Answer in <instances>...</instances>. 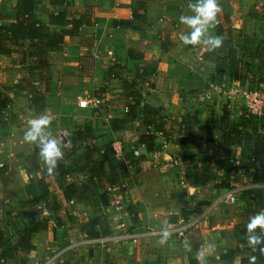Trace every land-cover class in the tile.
Wrapping results in <instances>:
<instances>
[{"label":"crops","instance_id":"obj_1","mask_svg":"<svg viewBox=\"0 0 264 264\" xmlns=\"http://www.w3.org/2000/svg\"><path fill=\"white\" fill-rule=\"evenodd\" d=\"M19 1L0 0V26L15 21ZM217 2L220 11L215 27L209 29L210 35L223 38L232 29L250 36L253 48L264 47V0ZM188 3L189 0H34L33 19L47 24L52 31L70 28V24H49L50 15L60 12H65L67 19L83 15L93 21L92 25H82L76 35L65 36L58 48L49 51L48 85L52 90L46 99L48 106H52L37 116L50 119L47 132L52 137L64 136L62 142L66 140L71 146L75 143L78 149L94 148L95 156H102L106 170L109 166L118 170L120 183L108 189L106 206L101 203L99 190L88 200L66 201L62 186L42 161L37 167L28 164L30 179L22 189L13 187L9 195L0 191V216L2 197L7 196L6 202L15 205V200L29 199L28 191L34 190L33 196H39L42 188L38 181L49 174L47 181L51 182L57 209L54 218H49V228L33 235V250H18L8 259H0V264H42L54 254L56 257L48 264H240V259L247 255L236 253L232 261L220 259V254L237 245L236 227L247 218V204L237 214V222L233 218L224 223L216 209L212 212L214 224L202 206L217 201L229 188H216L214 183L227 180L229 184H239L243 175L253 172L251 149L243 145L233 146L227 164L217 165L222 153L221 113L227 110L235 121L243 112V100L233 96L231 90L235 86H252L248 77L233 81L225 63L223 71L218 72V62L202 58L206 49L203 43H182L180 37L189 29L179 22V17L193 15ZM16 46L8 47L9 54L0 53V95L10 98L7 122L0 125V167L6 168L5 181L0 178L2 185L11 184L10 170L16 168V161L24 165L25 157L31 155L35 146L24 140L27 123L18 122L24 121L25 113L20 111L21 94L17 89L22 83L20 74L31 66L24 55L26 47L30 51L31 46ZM33 83L37 85L38 81ZM137 91L141 103L172 117L165 125L170 131L167 136L158 132L156 124H143L139 112L122 129H111V118L124 115L133 100L128 94ZM81 97H98L100 104L95 110L79 108L77 100ZM25 109L31 114L29 102ZM13 120L20 126L13 128ZM146 132L157 135L152 151L137 142L139 133ZM78 136L83 141L79 142ZM116 140L123 144L120 156L111 152V144ZM135 149L139 151L138 157L144 159L130 165L137 158L133 155ZM71 158L69 155L66 162ZM74 163L73 167L79 166ZM119 164L125 167L124 172H120ZM206 165L215 179L196 184L195 172L200 175ZM81 174L82 180L77 182L71 175L66 183L86 181L87 177ZM249 181L240 185L264 189L259 187L264 183L253 181L252 175ZM117 198L122 201L118 209L113 206ZM30 211L21 209L20 213L27 217L25 212ZM94 218L99 221L95 226L91 224ZM180 221H194L181 237L164 239L141 234L136 245L118 240L103 246L93 242L101 235L114 236L122 228L142 232L147 228L164 229ZM0 228L5 229L1 224ZM102 229L108 233L102 234ZM95 232L99 234L93 235ZM11 239L16 241V237ZM129 245L136 249L131 250ZM200 252L202 260L197 259Z\"/></svg>","mask_w":264,"mask_h":264},{"label":"trees","instance_id":"obj_2","mask_svg":"<svg viewBox=\"0 0 264 264\" xmlns=\"http://www.w3.org/2000/svg\"><path fill=\"white\" fill-rule=\"evenodd\" d=\"M53 2V0H52ZM34 5V0H20L18 5V10L15 15V21L11 22L7 26H0V53L11 52L8 49L11 45H16V47L22 46L27 43L30 47V51L26 47V54L28 62L31 66L28 67V72L31 74L33 71H37V76L40 73H44L45 82H49V61L48 53L55 48H58L60 44L63 43L65 36L76 35L79 28L82 25H92L93 21L85 18V16L80 15L79 17L72 16L67 19V14L65 12H60L58 14L50 15L49 24H70V28H63L58 31H52L49 26L39 20H35L32 17V9ZM219 32V29H218ZM217 32V33H218ZM217 35V34H216ZM222 43L218 48L211 51L203 52L202 58L210 57L214 59L220 67H218V72H222V65L225 63L228 67V73L233 81L244 80L248 77V83L252 86L250 89H257L261 92L264 88H259V85L264 87V47L253 48L252 38L248 35H243L230 29L227 32V36L221 38ZM256 61L254 64L253 61ZM36 68L35 70H33ZM26 75L20 76L21 88L23 84L29 82L26 80ZM38 81L35 85L33 82ZM41 79L30 80V87H41ZM26 82V83H24ZM22 85V86H21ZM264 93V92H263ZM133 98L132 102L127 105V110L121 117H114L110 120V125L112 130L122 129L126 123L131 122L135 119L136 115L141 113L142 122L146 125H157V130L162 135L167 136L170 131L166 128V123L170 122L171 116L162 115L160 110L147 103H141L139 101L138 91L136 93L128 94ZM9 97L5 94L0 95V113L6 106ZM32 105L37 103L36 97L30 101ZM264 128V116L254 117L247 113L246 109L243 111L237 120L232 121L230 119L227 110H223L219 120V129L222 139L221 155L218 158V166H222L232 153L233 146H247L250 147L253 156V172L252 180L258 183H264V135L262 129ZM157 135L155 133L146 132L139 133L137 142L144 145L147 151L154 150L155 140ZM79 142L83 141L80 136H78ZM71 150L62 151V156L57 160L55 167L52 169L53 176L55 180L62 186L63 197L66 201L73 198L78 201L88 200L95 196V191L99 190V198L103 205L109 204V194L108 189L114 185L120 183L119 172L115 167L109 166L108 170L105 169L102 156H95L94 148H83L78 149L77 145H72ZM39 149L34 148L33 154L28 156V164H33L34 166L39 165ZM72 155V160L66 162V158ZM223 157V158H222ZM144 156H139L134 161H130L129 164H138L139 160H143ZM79 163L77 167H73L72 163ZM209 162V161H208ZM74 163V164H75ZM210 163V162H209ZM68 164V165H67ZM120 172L125 171V167L119 164ZM6 168L0 167V178L4 180V173ZM81 172L87 179L84 182L76 184L74 182L66 183L67 177H70L73 173ZM198 175V176H197ZM215 177L208 173V165L205 166L203 172L199 175L195 172V183L205 184L208 180H213ZM5 181V180H4ZM42 183V194L36 196L35 201H44L47 203V194L49 193L47 185L40 180ZM229 182L227 180H222L220 182L214 183L216 188H228ZM261 189V188H257ZM257 191L253 189H245L239 194V199H249V197H255ZM259 194V193H258ZM257 194V195H258ZM262 194V192H261ZM259 194L260 200H253V202H248L246 206V220L243 221L240 227H236L237 233V245L234 249L225 251L220 254V259L225 261H232L236 253H246L240 259V264H249V256H255V264H264V254L261 253L260 248L264 247V238L261 240V244L255 246V251L247 243L246 238V224L249 221V217L254 216L257 212L263 209L262 196ZM252 201V200H248ZM54 202H56L54 200ZM57 207L53 208L54 212ZM49 213V211H48ZM130 214H133L130 211ZM50 215V214H49ZM27 218V223L20 229H17L13 233L16 237V241L13 242L11 237L6 235L5 230L0 228V259H8L16 252L19 251H30L34 249L31 239L33 235L39 230H47L49 228V216L44 217L41 220L37 216L31 215V218ZM249 218V219H248ZM98 219L94 218L91 220L92 225L98 224ZM256 235H260V229L254 230ZM108 233L107 230L102 229V234ZM99 233L95 232V236Z\"/></svg>","mask_w":264,"mask_h":264},{"label":"rangeland","instance_id":"obj_3","mask_svg":"<svg viewBox=\"0 0 264 264\" xmlns=\"http://www.w3.org/2000/svg\"><path fill=\"white\" fill-rule=\"evenodd\" d=\"M37 71H33V73L31 74L30 72H28V70H25V72L21 73V75H26V80H33L35 78L37 79H41L40 83H41V87L36 86V87H30L29 86V82L26 84H24L21 88L17 89V92L19 94H21L20 97V111L22 110V112L25 113V119L24 121L22 119H18V122H20L21 124H26L27 121L31 118V117H35L37 115H39L40 113H44L45 111H47L48 109H50L49 106H52V104L47 103V99H46V95L48 93H50V91L52 90V88L48 85V82H45L44 80V73H39L37 76ZM259 88H264L262 85H259ZM264 92V91H263ZM36 97L37 99V103L35 105H32V103L30 102L31 100H33ZM10 99V98H9ZM79 100V99H78ZM77 100V102H78ZM30 103L31 105V114L29 112L26 111V104ZM7 105H8V101L6 103L5 108L3 109V111L0 113V125H3L4 123L7 122L6 118V113L9 109H7ZM242 107H243V111H245V104L244 102L241 103ZM25 106V107H24ZM14 114V113H13ZM17 116V115H16ZM264 116V115H263ZM14 123L16 124L13 128H15L16 126H20V124L17 123V120H13ZM56 139L59 141V144L61 142V140L59 139L60 136H55ZM62 139L64 138V136H61ZM75 145V143L73 144ZM34 148H36V146H34ZM63 149L61 151L65 152L68 150H71L72 147H62ZM110 150H107V152H109ZM27 150L21 152L22 154L26 153ZM34 152V149H33ZM33 152L31 154H33ZM110 153V152H109ZM3 155V154H2ZM32 159L30 158L28 160V156L25 157V162L23 165V162L21 161L20 163L16 161V168H12L9 172L10 174V182L11 184H7V185H2L0 183V191H4V193H6L7 195H9L11 193V188L15 187L16 190L17 189H22L23 186L25 185V181L27 179H30V174L31 172H29L27 165L28 162H30ZM42 165L44 166V164L42 163ZM23 168V170H22ZM251 169L253 170V166L251 165ZM252 172V171H251ZM251 172L246 173L245 175H243L240 180H238L239 184H243L246 182H250L249 178L252 175ZM50 175V174H49ZM49 175H43V177L41 179H39L38 183H39V187L42 188V183L40 182V180H43V182L47 185L48 191L49 193L47 194L46 198H47V203H45L44 201H35V195L34 194V190L28 191L29 192V199L28 200H15V205L14 203H10L6 202L5 197H2L4 200H2L3 206H2V213L0 216V224L5 228L4 230L9 234L8 236L14 238L13 236V232L15 229H20L22 228L26 223H27V218L20 213L21 209H28L32 211V215L37 216L40 220L44 217H48L49 218L53 217L54 218V214L52 209L57 207L56 202H54L53 199V194L51 192H53V189H51V182L50 180L47 181V179L49 178ZM71 179L73 180H82L84 177L82 176L81 173H73L72 174ZM12 184H14L12 186ZM255 188V187H254ZM28 190V189H27ZM253 191H257V193H255V197H249L250 200L252 201H248L247 199H242V200H238L233 204H227L224 203L223 201H220L219 198L217 201L215 202H210L209 204H204L202 206V208L205 210V212L208 214L209 216V221L211 222V224L216 223L214 217V213L216 209L217 211L221 214V218H223L224 223L225 222H230L233 218L234 220L239 219V217L237 216V214L239 212H241V210L243 208H245L244 206H246V204H248V202H253V200H260L259 199V194H261L262 196V201L264 204V189H253ZM259 193V194H258ZM258 194V195H257ZM239 199V197H238ZM264 209V208H263ZM49 211V213H48ZM203 211V210H202ZM204 212V213H205ZM50 214V215H49ZM233 221V220H232ZM131 250H135L136 247H133L131 245H129Z\"/></svg>","mask_w":264,"mask_h":264},{"label":"clouds","instance_id":"obj_4","mask_svg":"<svg viewBox=\"0 0 264 264\" xmlns=\"http://www.w3.org/2000/svg\"><path fill=\"white\" fill-rule=\"evenodd\" d=\"M188 9L193 15H181L179 22L186 25L189 29L187 34L180 37L185 45H195L203 43L206 45V50L211 51L218 48L221 43V37L210 35L209 29L215 27L216 16L220 11L217 0H189ZM50 124V119L45 115L31 117L27 121V128L23 133L25 142L33 143L39 149V159L47 167L49 172L55 167L58 159L61 158L62 152L59 141L52 137L47 132V127ZM259 227L260 235L255 234V229ZM168 232L165 230L163 238L168 237ZM246 238L248 245L255 251V246L261 244L264 238V209H261L254 216L250 217L246 224ZM163 242V241H162ZM264 254V247L260 248ZM197 259H203V253L197 254ZM249 264H255L256 257L249 256Z\"/></svg>","mask_w":264,"mask_h":264},{"label":"built area","instance_id":"obj_5","mask_svg":"<svg viewBox=\"0 0 264 264\" xmlns=\"http://www.w3.org/2000/svg\"><path fill=\"white\" fill-rule=\"evenodd\" d=\"M231 94L233 96H237L241 98L245 104V109L247 113L254 117H259L264 112V93L257 89H250L246 88L243 89L240 86H235L231 90ZM100 104V99L98 97H81L79 98L77 102V106L79 108L85 109H97ZM62 142V137L59 138ZM60 142V143H61ZM64 147H70L71 145L67 141L62 142ZM111 152L114 156H120L123 153V144L121 141L116 140L111 144ZM133 155L138 157L139 151L138 149H135L133 151ZM231 162L232 160L229 159ZM243 174V171L241 172V175ZM249 186H242L238 184L236 181H232L230 183V187L225 192V194L222 196L220 201H223L227 204H233L238 200L239 194L247 189ZM259 187H264V185H260ZM122 205V201L120 198H117L113 202V206L118 209ZM194 224V221H180L178 223L172 224L167 228L161 229V228H147L144 229L142 232L132 231L130 228H122L114 236H98L93 239V242L95 244L103 246L104 244L110 242L111 240H118L130 243L132 245H136L138 242V238L141 237L140 235H147V236H163L164 231L166 230L168 232V236H174V237H181L184 232H186L190 227H192ZM123 227V225H122ZM56 257V254L47 257L46 260L42 264H48L52 258Z\"/></svg>","mask_w":264,"mask_h":264},{"label":"water","instance_id":"obj_6","mask_svg":"<svg viewBox=\"0 0 264 264\" xmlns=\"http://www.w3.org/2000/svg\"><path fill=\"white\" fill-rule=\"evenodd\" d=\"M238 27V25H237V23H235V28H237ZM66 140H64V142H65ZM25 215L27 216V217H29V218H31V211L30 212H25Z\"/></svg>","mask_w":264,"mask_h":264}]
</instances>
